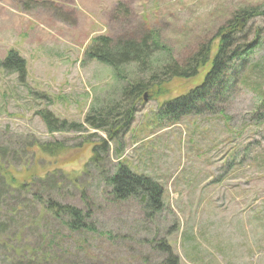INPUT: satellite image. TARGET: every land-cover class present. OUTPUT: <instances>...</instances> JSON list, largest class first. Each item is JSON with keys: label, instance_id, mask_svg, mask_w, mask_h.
Instances as JSON below:
<instances>
[{"label": "rangeland", "instance_id": "1", "mask_svg": "<svg viewBox=\"0 0 264 264\" xmlns=\"http://www.w3.org/2000/svg\"><path fill=\"white\" fill-rule=\"evenodd\" d=\"M243 8L259 15L236 41L259 36L249 83L264 90V0H0V264H170L163 240L179 264H264V92L243 84L224 116L173 122L161 106L200 85L209 66L167 81L161 96L144 94L130 129L110 142L104 175L88 162L105 132L51 133L40 116L81 123L149 77L150 65L116 71L87 58L96 37H111L112 48L149 38L153 66L184 65L201 47L215 50L218 31ZM10 51L25 61L24 76L2 64ZM37 141L64 149L49 154ZM120 163L163 186L153 218L138 199L112 195L105 178ZM47 197L91 211L93 230L70 231L44 213L36 199Z\"/></svg>", "mask_w": 264, "mask_h": 264}, {"label": "trees", "instance_id": "2", "mask_svg": "<svg viewBox=\"0 0 264 264\" xmlns=\"http://www.w3.org/2000/svg\"><path fill=\"white\" fill-rule=\"evenodd\" d=\"M257 10L243 8L235 12L232 18L226 21L225 25L218 31L219 43L217 48L212 51L211 46L199 48L184 65L177 60H172L161 67L153 66L149 57L153 51L151 44L149 45V38H144L139 43L126 41L112 48L113 39L111 37H96L86 53L87 58L110 65L116 71L125 64L138 63L139 70L147 72L150 65L149 77L128 82L126 86L121 88V96L118 102H112L111 105L104 107L105 109H91L81 123L59 119L48 110L40 111V116L51 133L69 130L86 131V129L105 132L106 137H99L98 141L93 143L92 157L88 162V166L95 164V168L104 175L103 163L108 156L110 142L119 141L130 129L136 114L145 101L144 94L150 93L149 96H161L167 91L163 86L167 81L175 78L194 77L201 69L209 66L200 85L166 101L161 106L165 120L173 122H178L183 116L188 115L220 114L224 116L222 104L232 99L236 89H241L243 84L264 92L260 83H254V85L249 83L254 68L250 62V55L259 45V36L256 35L252 42L242 44V46L236 41V33L241 31V27L245 25L244 21H249L254 16L259 15ZM213 51L215 52L213 53ZM212 53L213 55H211ZM2 64L8 67L14 66L22 76L26 73L25 61L18 56L17 52L10 51ZM157 80H161V82L157 83ZM259 98L257 109L261 110L264 107V97L261 95ZM36 145L49 154H56L64 149L60 142L37 141ZM77 178L73 177V182L77 181ZM105 180L111 187V193L115 199L125 200L129 197L138 199L149 218H153L156 213L164 209L163 186L149 176L133 172L125 164H118L115 172L106 176ZM54 181L52 180V182ZM33 182L34 179L31 183ZM31 183H28V187L31 186ZM14 185L21 188L25 187L26 184ZM36 205H39L44 213H49L52 217L59 219L70 231L93 230L91 211L61 203L52 197H47V201L37 198ZM160 243L169 257L170 264H179V258L173 253L171 246L166 244L165 240ZM44 260H50V258Z\"/></svg>", "mask_w": 264, "mask_h": 264}]
</instances>
